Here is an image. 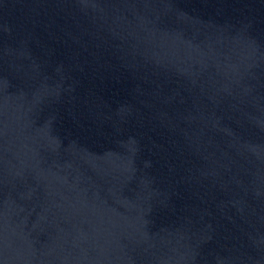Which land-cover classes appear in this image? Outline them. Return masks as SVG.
Here are the masks:
<instances>
[{
	"label": "water",
	"instance_id": "1",
	"mask_svg": "<svg viewBox=\"0 0 264 264\" xmlns=\"http://www.w3.org/2000/svg\"><path fill=\"white\" fill-rule=\"evenodd\" d=\"M0 264H264V0H0Z\"/></svg>",
	"mask_w": 264,
	"mask_h": 264
}]
</instances>
